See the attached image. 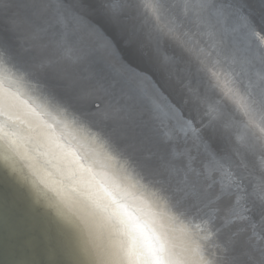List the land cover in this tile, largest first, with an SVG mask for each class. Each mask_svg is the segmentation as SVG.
I'll list each match as a JSON object with an SVG mask.
<instances>
[{
  "label": "water",
  "instance_id": "obj_1",
  "mask_svg": "<svg viewBox=\"0 0 264 264\" xmlns=\"http://www.w3.org/2000/svg\"><path fill=\"white\" fill-rule=\"evenodd\" d=\"M0 264H264V0H0Z\"/></svg>",
  "mask_w": 264,
  "mask_h": 264
}]
</instances>
